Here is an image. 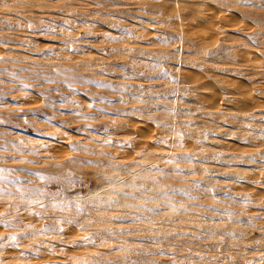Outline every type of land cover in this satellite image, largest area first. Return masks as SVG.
<instances>
[{
	"label": "clouds",
	"instance_id": "9594fccd",
	"mask_svg": "<svg viewBox=\"0 0 264 264\" xmlns=\"http://www.w3.org/2000/svg\"><path fill=\"white\" fill-rule=\"evenodd\" d=\"M0 264H264V0H0Z\"/></svg>",
	"mask_w": 264,
	"mask_h": 264
}]
</instances>
